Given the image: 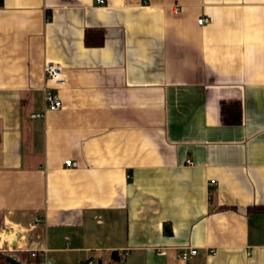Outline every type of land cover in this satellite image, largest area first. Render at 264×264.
I'll use <instances>...</instances> for the list:
<instances>
[{
	"label": "crops",
	"instance_id": "0c3cea01",
	"mask_svg": "<svg viewBox=\"0 0 264 264\" xmlns=\"http://www.w3.org/2000/svg\"><path fill=\"white\" fill-rule=\"evenodd\" d=\"M0 252L264 264V0H2Z\"/></svg>",
	"mask_w": 264,
	"mask_h": 264
},
{
	"label": "built area",
	"instance_id": "2783aa9c",
	"mask_svg": "<svg viewBox=\"0 0 264 264\" xmlns=\"http://www.w3.org/2000/svg\"><path fill=\"white\" fill-rule=\"evenodd\" d=\"M98 4H105V0H97ZM210 23V20L207 18L200 19L198 24L200 26L207 25ZM44 74L49 83L52 86H48L45 90V111L44 113H36L31 116L32 119L44 118L48 112H57L63 108V102L60 94L57 92L58 88L64 87L66 85L67 79L64 72V69L56 63H46L44 67ZM66 167L72 168L77 167V163L72 160H67L65 162ZM215 184V182H212ZM198 254L197 249L190 248L188 251L184 252L181 255V258L185 261L194 259ZM37 257V256H34ZM125 256H121L117 264H124ZM39 264H54L51 260H48L44 254L40 255ZM88 264H94L93 261Z\"/></svg>",
	"mask_w": 264,
	"mask_h": 264
},
{
	"label": "trees",
	"instance_id": "16d2710c",
	"mask_svg": "<svg viewBox=\"0 0 264 264\" xmlns=\"http://www.w3.org/2000/svg\"><path fill=\"white\" fill-rule=\"evenodd\" d=\"M2 4V0H0V5ZM91 32H88V37H87V45L88 46H100L103 43V35H101L100 32H97L98 37L100 38V41L98 42H93L92 41V36H90ZM232 110L234 111V114H228L225 111L224 108V114H223V122L226 124H239L241 123V107L239 104H233V106H230ZM25 260L27 264H39L40 262V257H34L31 254H26L25 255ZM0 264H8L7 262V255L3 254L0 252Z\"/></svg>",
	"mask_w": 264,
	"mask_h": 264
},
{
	"label": "water",
	"instance_id": "95a60500",
	"mask_svg": "<svg viewBox=\"0 0 264 264\" xmlns=\"http://www.w3.org/2000/svg\"><path fill=\"white\" fill-rule=\"evenodd\" d=\"M7 262H8V264H24V263L18 261L16 258H14L11 255L7 256Z\"/></svg>",
	"mask_w": 264,
	"mask_h": 264
}]
</instances>
